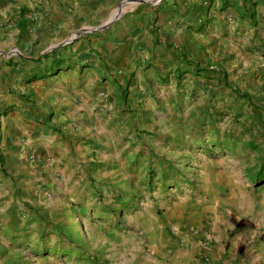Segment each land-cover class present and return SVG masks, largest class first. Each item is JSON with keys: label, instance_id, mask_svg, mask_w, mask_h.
Returning <instances> with one entry per match:
<instances>
[{"label": "rangeland", "instance_id": "1", "mask_svg": "<svg viewBox=\"0 0 264 264\" xmlns=\"http://www.w3.org/2000/svg\"><path fill=\"white\" fill-rule=\"evenodd\" d=\"M132 1H119L111 13L97 10L86 29L115 22ZM232 50V78L226 74L214 90L170 71L163 78L168 96L139 109L138 116L131 111L129 117L107 119L110 110L99 105L103 120L83 123L84 140L77 145L89 158L75 173L54 159L55 150L70 152L67 144L48 145L52 152L42 156L24 139L23 173L7 152L0 174L20 186L17 202L0 198V264H141L165 227L189 226L215 240L207 229L209 220L218 223L214 214L230 223L220 229L227 247L237 244L240 253L256 254L264 244V181L252 178L264 163V51L250 47L240 61ZM21 52L10 44L0 56L13 62ZM152 96L149 104L155 103ZM45 122L49 135H62L56 143L68 140L62 121ZM174 215L179 220L170 222Z\"/></svg>", "mask_w": 264, "mask_h": 264}, {"label": "crops", "instance_id": "2", "mask_svg": "<svg viewBox=\"0 0 264 264\" xmlns=\"http://www.w3.org/2000/svg\"><path fill=\"white\" fill-rule=\"evenodd\" d=\"M119 1L0 0V51L10 44L22 51L13 62L8 55L0 56V112L7 111L0 119V135L7 143L0 161L12 152L17 173L24 172V139L42 156L67 144L70 152L55 150L54 159L64 163L66 173H75L89 158L77 145L84 140L83 123L102 121L100 109L110 110L107 119L129 117L131 111L138 116L139 109L154 107L168 96L163 78L170 71L184 72L194 83L214 90L226 74L232 78L227 65L232 49L240 61L250 47L264 51V0H134L115 22L98 31L86 29L97 10L111 13ZM125 88L128 96L123 98ZM153 94L155 103L149 104ZM46 120L49 125L62 121L61 133L68 140L56 143L62 135H49ZM0 180V198L17 202L18 181L1 174ZM212 217L218 223H207L215 236L209 246L189 226L165 227L141 264H264V244L249 256L237 244L227 247L220 229L230 223L218 214ZM178 220L177 215L169 219Z\"/></svg>", "mask_w": 264, "mask_h": 264}, {"label": "trees", "instance_id": "3", "mask_svg": "<svg viewBox=\"0 0 264 264\" xmlns=\"http://www.w3.org/2000/svg\"><path fill=\"white\" fill-rule=\"evenodd\" d=\"M252 178L255 179V181L257 183L262 182V180L264 181V163H263L261 169L253 172Z\"/></svg>", "mask_w": 264, "mask_h": 264}, {"label": "built area", "instance_id": "4", "mask_svg": "<svg viewBox=\"0 0 264 264\" xmlns=\"http://www.w3.org/2000/svg\"><path fill=\"white\" fill-rule=\"evenodd\" d=\"M210 236H206L205 239H204V244L205 245H208L210 243Z\"/></svg>", "mask_w": 264, "mask_h": 264}, {"label": "water", "instance_id": "5", "mask_svg": "<svg viewBox=\"0 0 264 264\" xmlns=\"http://www.w3.org/2000/svg\"><path fill=\"white\" fill-rule=\"evenodd\" d=\"M147 1H150V0H147ZM151 1H153V0H151ZM98 28V27H97ZM97 28H95V29H97Z\"/></svg>", "mask_w": 264, "mask_h": 264}]
</instances>
